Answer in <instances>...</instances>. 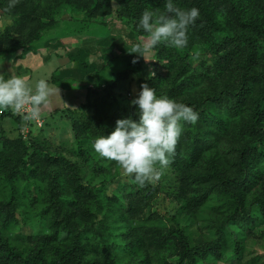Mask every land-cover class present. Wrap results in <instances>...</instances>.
Wrapping results in <instances>:
<instances>
[{"label": "trees", "instance_id": "16d2710c", "mask_svg": "<svg viewBox=\"0 0 264 264\" xmlns=\"http://www.w3.org/2000/svg\"><path fill=\"white\" fill-rule=\"evenodd\" d=\"M40 1L42 0H20L22 3L17 7H24L26 4L34 5ZM58 1L61 3L59 8L68 6L71 19L75 23L73 17L75 10L73 9L77 8L74 1ZM91 1H93L92 4L94 3L99 7L106 0ZM119 1L124 4L132 18L138 16L144 9H148L150 2V0H134L133 3H131V0ZM235 1L229 0V4L235 16L236 27L243 30L253 28L259 33V38L253 39L245 34L230 32L219 18L220 8L217 5V0H173V3L180 8L191 9L195 7L199 10L200 15L190 28L197 38L206 40L208 50L195 56L194 54H188L185 49L177 50L161 43L152 52L153 57L158 61L162 62L166 59L162 63H165L167 68L177 69L172 73L171 87L164 94L172 95L173 92L183 95L188 94V98L183 99L180 103L192 107L199 114L196 124H189L183 128L185 132L182 131L179 138L172 163L176 169L181 167L183 169L186 166V169L195 172L203 168L204 165L202 164L209 158L205 164L208 166L201 170L203 174H198L201 180L200 183L212 184L211 188L217 189L219 195L231 203V206H233L231 210L233 211L227 223L232 221L233 225L239 224L251 234L264 225V217L261 215V211L264 212V202L257 198L249 199V195L255 193L260 185L264 184V62L257 69L256 61V55L263 48L260 47V44L264 41V30L256 23L245 20ZM158 2L164 6L167 0H159ZM8 3L9 0H0V10L8 15H14L13 12L16 10L5 11ZM93 7L91 5L90 16L95 12ZM36 9L29 10L27 8L15 21L14 25L11 24V26L5 28L0 37L6 31L8 33L12 32L14 36L6 35L4 38H0V58L19 52L25 54L37 42L44 39L43 35L46 36L47 31L52 29L58 14L56 11H53L54 21L40 23V27L37 28L31 38H26L29 34L26 37L22 35L23 32L27 31L25 27L29 25V22L38 19V15L35 13ZM87 19L88 22L78 21L80 25L73 23L74 38H78H76L77 45L68 47L59 39L56 41L47 40L44 43L46 48L51 46L56 48V56L59 58L65 56L69 60L68 68L60 67L52 73L51 78L48 80L49 84L59 87L63 93L78 87L85 89L87 91L86 101L90 100V95L97 93V89L92 88V85L106 78L104 75L111 68L114 60L135 58L138 64L137 67L143 64V57H140L137 53L130 54L129 52L132 45L140 42V38L146 37L145 34H147L132 27L126 29L125 36L114 25L110 27L104 22L91 19V17H87ZM21 37L26 38V40H15ZM113 51L119 52V57H114ZM239 55H242L243 60L240 64H237V68L235 67V72H237L235 83L225 85L219 90L211 89V91L201 94L200 97L194 94L195 88L200 85V82L214 76L221 77L225 73V68L229 65L230 57ZM174 65L175 67H173ZM145 69L142 65L144 73H146ZM130 72L128 70L124 74L118 73L117 78H126ZM143 83H147L150 88H155L156 95L163 94L158 93L161 84L158 85L153 79L151 81L148 79L141 81V84ZM104 87L105 90L108 89L109 94H112L114 88L111 85H104ZM85 108L88 109V105L81 107L83 115H88ZM77 112L75 113L77 114ZM78 118L81 122V117ZM7 119H14L18 125H24L21 118L13 115L11 110L4 111L0 115V122ZM69 119L72 121L71 126L75 140L78 143L79 154L86 157V162L89 161L91 164H95V173L102 172V170L106 171L108 168L106 163L96 161L97 153L90 147L89 139L82 140L79 138V125L84 126L90 118H85L80 124L77 122V117L73 116ZM233 121L238 122L236 130L241 132L244 139L239 142L235 141L237 147H234L231 151V155L236 154L235 162L224 163L225 159L222 158L219 149L221 147L220 143L222 139H227L226 137L230 136L231 129L234 127H232ZM109 131L111 133L113 130ZM40 138L36 137L33 139L34 141H31V144L25 143L23 139L19 138L21 140L17 142L22 144L24 153L17 155V160L14 162H10L5 157H2L1 161L0 157V171H9L7 175H1L0 178L1 187L9 190V198L0 202V219L1 215H4L2 218L6 221L3 224L0 222V226L5 229L12 217H20L23 221L24 216H22L19 206L24 203L23 197L30 195L28 194L30 190H33L34 193H45L50 206L39 214L36 224H38L39 231H43L45 226L51 228V233L47 235V239L51 243L55 242L56 257H53L49 264L96 263V259L89 258L90 251L86 249L87 232H90V230L86 228L87 231H79L73 221V213L67 209L69 199L64 195V192L69 176H71L77 192L87 193L93 198L94 201L90 203L96 209H101V194L99 193L103 192L108 195L109 188L113 185H123L125 187L129 198L126 200L119 197V204L126 208L127 216L135 223L137 247L131 244L133 247L130 255L137 254L140 258L139 264L150 263L149 258L145 259L141 250L149 253V249L155 246H158V248L167 247L173 239L177 242L178 253L175 258H170L166 264H199L200 256L206 258L210 250L219 251L222 254L223 249L226 248L225 246L231 242L230 238L232 239L231 245L233 243L237 250L240 249V235L235 233L234 230H228L227 223L219 227L216 238L207 247H192L178 221L172 218L173 227L166 230L164 218L156 211H151L150 201L155 196V190L151 187H148L149 190L145 192L140 190V187H135L131 180L122 181L121 179L110 186L84 185L77 163L65 158L63 154L52 153L49 149L50 143L48 140ZM33 142H37L36 145L38 146L33 147L36 146ZM31 147L37 149L35 151L37 153L36 157L33 153H30ZM214 149L217 150L216 154L212 153ZM210 155H213V157L210 158ZM21 179L23 183L20 181ZM19 183H22L23 186L21 187ZM111 194L112 196H108H115L113 191ZM50 213L53 217H49ZM92 217L98 220L97 215ZM24 226L27 227L28 225L24 223ZM2 229H0L1 264H36V262L43 260L41 253L28 254L18 249L17 245L11 244L2 233ZM102 229H104V226ZM63 232L67 233L68 236L58 242L59 236ZM96 233L98 234V231ZM232 233L236 235L232 236L233 238L230 235ZM101 234L102 232L98 234V237L102 236ZM107 244V239H101L97 250L99 252L104 251L107 254ZM105 258L111 262L109 254L107 257L105 255Z\"/></svg>", "mask_w": 264, "mask_h": 264}, {"label": "rangeland", "instance_id": "374dc122", "mask_svg": "<svg viewBox=\"0 0 264 264\" xmlns=\"http://www.w3.org/2000/svg\"><path fill=\"white\" fill-rule=\"evenodd\" d=\"M73 1L77 8L73 9L75 10L73 12L75 23L71 19V12L68 6L59 8L61 3L58 0H42L34 5L26 4L24 7H17L22 3L19 0L18 4L13 8V10H16L13 12L14 15H8L0 10L1 35L5 31V28L11 26V24L14 25L15 21L19 19L20 15L27 8L29 10L37 8L35 13L38 15V19L29 22V25L25 27L27 28V33L23 32L22 34L24 37L29 34L26 38H31L34 35L37 28L40 27V23L54 21L52 17L53 11L58 13L53 24L54 26H51L52 29L47 31V35H43L44 39L32 46L31 50L26 52L24 56H19L20 53H18L0 58V74H3L6 79L11 75L27 76L29 83L34 85L36 80L40 78L47 79L51 77V70L54 72L60 62L55 59L56 55L54 53L56 52V48H52V46L46 48L44 43L47 40L56 41L59 39L68 47L77 45L78 38H74V24L80 25L78 21L88 22L87 17H91V19L104 22L110 27L114 25L118 28L117 30H120L126 36L127 28L130 29L133 27L137 31H141L138 30V22L145 10L156 11L158 9L159 12L165 11L164 6L158 2L159 0H150L148 9H144L141 13L139 12L140 14L138 16L132 18L124 4L119 0H106L99 7L94 3L92 4L93 1L91 0ZM133 2L134 0H131V3ZM235 3L239 11L242 12L245 20L256 23V25L264 30V0H236ZM91 5L94 6L93 10L95 11L92 15L93 17L89 15ZM217 5L220 8L219 18L230 32L232 31L233 34H245L253 39L260 37L259 33L253 28L243 30L242 28L236 27L234 21L235 16L229 0H217ZM30 7L32 8L30 9ZM6 35L14 36L12 32L8 33L6 31L0 38H4ZM26 38L21 37L15 40L22 41L26 40ZM263 42L260 44V47H263L262 51L256 55L257 69L264 62ZM207 47L206 40L197 38L193 30L189 27L188 45L184 48L188 54H194L195 56L203 54L204 51L208 50ZM44 51L46 52L44 53ZM46 53H49L50 57L44 56ZM112 54L117 58L120 53L113 51ZM241 56H231L229 65L225 68V73L221 77L217 78V76H214L211 79L206 78V80L200 82V85L196 86L194 94L200 97L207 91H211V89L219 90L225 85L235 83L237 76L235 70L238 67L237 64H240L243 60ZM45 58H48V60H45ZM134 59L114 60L111 68L104 75L106 78L92 85V88L97 89V93L90 95V100L88 101H86L87 91L79 87L63 93L67 108L56 115L45 114V120L47 121L40 116L39 121L37 120L27 124L24 122V125L22 124L23 126L18 125L14 119H7L4 122H0L1 161L2 157H5L10 162H14L17 160V155L24 153L22 144L17 142L18 140L23 139L25 143L31 144V141H34L33 139L41 137L48 140L50 143L49 149H51L52 153L57 152L59 155L63 154L65 158L77 163L79 174L84 185L110 186L111 184H115L119 179L122 181L132 180V177H125L122 174V170L115 161L101 158L98 154L96 155V161L101 163L105 162L108 168L106 171L102 170V172L95 173V164H91L89 161L86 162V157L79 154L77 149L78 143L75 140L74 131L71 126L72 121L69 118L73 116L75 118L77 117L78 124L82 123L85 118H90L84 126L79 125V138L82 140L89 139V145L92 148L94 139L101 135H109V130L115 129L118 119L131 117L135 121L139 120L138 106L131 105L130 102L138 97L141 91V81L146 79L151 81L153 79L158 85L161 84L158 88V93L163 94L157 95L158 97L167 96L177 102L188 98V94L183 95L176 92H173L172 95L164 94L171 87L172 73H174V70H177L176 68L174 70L167 68L165 63H162L166 59L164 61L162 60V62L158 61L153 57V52L147 57L148 61L143 58L142 65L146 68V73L143 72L142 65L137 67V63H132ZM128 70L131 72L128 73L126 78H117L118 73L124 74ZM10 71L12 72L10 73ZM104 85H111L114 88L112 94H109L108 89L105 90ZM86 104L89 107L88 109L85 108V112L88 115H83L81 107L87 106ZM78 117H81V122H79ZM237 123L233 121L232 127H234L231 129L230 136L226 137L227 139H222L220 143L221 147L219 149L221 150L222 158L225 159L224 163L235 162L236 154L231 155V151H233L234 147H237L235 141L239 142L244 139L241 136V132L236 130L238 128ZM188 125L187 123H183V128ZM33 144L36 145L37 142H33ZM33 147L29 151L36 157L37 153L35 151L37 149H32ZM216 152L217 150L214 149L212 153L216 154ZM211 157L213 155H210ZM208 160L209 158L202 164L204 165L203 168L208 166L205 165ZM4 162L6 161L4 160ZM181 168L176 169L174 164L171 163L164 170L163 176L157 183L148 184L140 188V190L147 192L149 190L148 187L155 190V196L150 201V209L151 211H156L164 218L166 222L164 227H166V230L173 227L171 220L175 219L184 229L192 247H207L216 238L219 227L223 226L229 220L233 206L224 197L219 195L217 189L211 188L212 184L200 183L201 180L198 174H203L201 172L203 168L195 172L194 170L186 169V166L183 169ZM8 172V170L0 171V178L1 175H7ZM20 181L23 183L22 179ZM22 183H19L21 187L23 186ZM134 186L138 187L136 184ZM65 188L64 195L69 199L67 209L73 213V221L76 227L79 231H87L86 228L90 230V232H87L88 241L86 243V249L90 251L89 258L96 259L95 264H139V256L137 254L130 255L133 247L131 244L137 247V242L135 241L137 237L134 228L135 223L127 216L126 208L119 204V197L126 200L129 198L125 187L123 185H113L109 188L108 195L112 196L111 192L113 191L115 193L113 197H109L103 192L99 193L101 194V209H96L94 205L92 206L90 202L94 200L87 193L76 191L71 176H69L68 184ZM28 194L30 195L24 196V203H21L19 206L20 212L24 216L23 221H21L20 217H12L8 221L7 227L2 229L0 226V229H2V233L8 238V241L11 244L17 245L21 251L34 255L41 253L43 260L36 262V264H49L51 259L56 257L54 249L55 242L51 243L47 239V235L51 233V228L45 226L43 231H39L38 224L36 223L37 217L50 206V202L45 193H34L33 190H30ZM8 198L9 190L0 185V202ZM255 198L264 202V184H261L255 193L249 195L250 200ZM261 213L262 217H264L263 210ZM93 215H97L98 220L102 224L94 219L92 217ZM2 217L4 215H1V224L6 222ZM49 217H53V215L50 213ZM24 223L28 226L25 227ZM227 224L228 230H234L235 233L240 235V249L237 250V247L233 243L231 245L232 239L230 238L231 242L225 246L226 248L223 249L222 254L219 251L210 250L206 258L200 256L201 260L199 264H264V225L260 226L255 233L250 234V232H247L239 224L233 225L232 221ZM103 226L104 229H102ZM96 231H98V234L102 232V236L98 237ZM230 235L231 237L236 236L233 233ZM67 236V233H61L58 242ZM101 239H107L108 241L107 254L104 251L99 252L97 250ZM167 247L158 248V246H155L149 249V253L143 250L141 252L145 256V259L149 258V264H166L170 258H175L178 253L176 240L173 239ZM108 254L111 256V262L105 258V255L107 257Z\"/></svg>", "mask_w": 264, "mask_h": 264}, {"label": "clouds", "instance_id": "9594fccd", "mask_svg": "<svg viewBox=\"0 0 264 264\" xmlns=\"http://www.w3.org/2000/svg\"><path fill=\"white\" fill-rule=\"evenodd\" d=\"M18 2L9 0L5 11H11ZM164 9V12L157 9L142 13L138 30H143L147 36L132 45L130 54L137 53L148 61L147 57L158 44L177 50L187 47L188 29L198 19L199 10L180 8L173 0H167ZM140 87L138 97L130 102L138 106L139 120L118 119L109 135L94 139L92 148L101 158L115 161L125 177H132L131 182L143 188L161 179L173 162L183 123L196 124L199 114L184 103L167 96L158 97L155 88L147 83ZM55 96L61 98L60 89L50 85L46 78L32 85L27 76L11 75L6 79L0 74V113L11 110L25 124L39 120Z\"/></svg>", "mask_w": 264, "mask_h": 264}, {"label": "crops", "instance_id": "0c3cea01", "mask_svg": "<svg viewBox=\"0 0 264 264\" xmlns=\"http://www.w3.org/2000/svg\"><path fill=\"white\" fill-rule=\"evenodd\" d=\"M46 51H44L45 53ZM19 56H24V53H21L19 52ZM18 54V53H17ZM55 54V53H54ZM47 56V57H50V54H44V56ZM48 60V58H45V60ZM56 60H59L60 62L58 63V68H68L69 67V60L67 57H61L59 58L58 56L55 57ZM57 69V68H56ZM55 69V70H56ZM109 71V70H108ZM12 71H10L11 73ZM51 73H53V70H51ZM52 75V74H51ZM50 75V76H51ZM51 77L47 78V80H49ZM51 85V84H50ZM60 96H55L52 98V104L49 108H46L42 111L41 113V117L44 118L45 120V114H50V115H56L57 113H61L62 110H65L67 108L66 104H65V101H64V95H63V92L60 90ZM55 113V114H54ZM47 121V120H45Z\"/></svg>", "mask_w": 264, "mask_h": 264}, {"label": "built area", "instance_id": "2783aa9c", "mask_svg": "<svg viewBox=\"0 0 264 264\" xmlns=\"http://www.w3.org/2000/svg\"><path fill=\"white\" fill-rule=\"evenodd\" d=\"M2 113H0V115H1ZM39 121V120H38ZM41 124V123H40Z\"/></svg>", "mask_w": 264, "mask_h": 264}]
</instances>
